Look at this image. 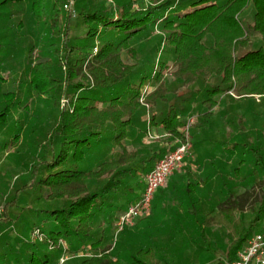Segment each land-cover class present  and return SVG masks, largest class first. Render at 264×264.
Returning a JSON list of instances; mask_svg holds the SVG:
<instances>
[{"label":"trees","instance_id":"16d2710c","mask_svg":"<svg viewBox=\"0 0 264 264\" xmlns=\"http://www.w3.org/2000/svg\"><path fill=\"white\" fill-rule=\"evenodd\" d=\"M14 1L0 2V6L8 7ZM74 1L75 16L65 8L71 17L78 18L77 29L73 31L68 20L63 28L59 27L62 0L53 1L50 8L54 22L46 32L51 39H62L63 46L48 47L52 58L42 60L36 56V62L30 67V84L39 94L47 93L59 109L48 144L52 158L47 160L44 157V162L36 168L48 173L39 176L37 184L49 190L48 198L65 200V204L51 211L53 223L48 232L42 231L47 239L29 241L30 256L27 260L32 262L37 256L38 264H55L61 255L53 258L47 250L62 248L59 241L63 238L72 244L69 249H64L70 254L64 264L73 261L122 264L114 261L118 255L114 257L111 246L101 247L103 236L97 237L93 224L102 214L112 224L115 211H124L139 197L135 196L124 207L111 202L116 197L113 192L121 191V188L135 192L128 181L139 175L145 178L161 158L157 152L141 157L139 150H131L125 144V140L139 131L144 104L149 103L158 109L153 110L147 127L140 128L142 133H148L152 127L161 124L173 139L181 142L185 138L183 128L191 117L188 114L195 103L201 111V119L190 127L191 130L196 124L193 134L197 130L210 131L214 110L219 107L223 95L234 92L241 101L251 99L249 95H264V0H141V3L116 0V4L110 6L106 5L109 4L106 0ZM30 4L34 22L41 27V12L45 9L46 0H32ZM143 37L150 38L152 46L147 60L138 64L140 50L134 43ZM1 44L0 30V62ZM124 51L136 63H126L122 56ZM35 52L31 50V58L35 57ZM169 52L175 56L172 65L162 55L158 61L153 58ZM171 66L175 67L171 72L174 81L187 91L168 96L166 72ZM49 68L60 73L49 71ZM149 85L154 86L151 91L147 89ZM63 96L69 97L64 106L61 103ZM18 103L13 95L0 104L1 123L8 124ZM253 132H257L254 143H250V136L246 138L245 127L232 133L230 139L234 141L231 147L223 146L224 140L219 142L229 155L238 147H242L238 149L244 155L250 152L257 166L254 172L239 179L240 167L230 170L226 161L215 167L225 175L220 174L225 190V196L219 198L221 200L212 198L204 190H198L199 195L196 194L198 183L189 181L184 188L175 191L177 196L174 200L179 202V206L171 208L174 215H165L166 232L171 237L187 231L198 232L204 239L200 249L206 248L214 255L211 264L234 260L237 251L246 244L264 218V177H259L264 173V152L260 142L263 135L261 130ZM15 138H20V132L15 134ZM111 144L117 146L119 152L110 159L99 161L97 168L93 169L87 162L107 146L110 150ZM6 145L7 142L3 147ZM244 162L246 159L242 158L239 163ZM231 172L238 178L236 182ZM249 179H254L255 184H243ZM143 181L145 183V179ZM203 182L208 184L210 180ZM237 183L245 187L243 191L238 190ZM260 191L263 192L262 197ZM110 196L113 199L109 202ZM167 197L164 189L157 192L154 209L158 214V209L163 206L162 212L170 211ZM249 208L257 209L255 218L247 224L245 214ZM197 218L202 223L197 222ZM215 226L222 228L231 240L226 256L213 247L209 232H213ZM148 232L133 233L127 229L122 232V248L128 244L129 248L135 249L130 254L129 264H158L155 257L159 252L158 243ZM136 235L148 236L137 240ZM88 243L94 253L79 256L84 249L82 244Z\"/></svg>","mask_w":264,"mask_h":264},{"label":"rangeland","instance_id":"374dc122","mask_svg":"<svg viewBox=\"0 0 264 264\" xmlns=\"http://www.w3.org/2000/svg\"><path fill=\"white\" fill-rule=\"evenodd\" d=\"M12 0H0V2ZM14 1L8 7L0 6V30L2 32V58L0 62V104L2 105L6 99H10L13 95L17 97L19 103L16 108L12 110L10 120L6 125L0 122V146L7 142V147H0V207H5L7 213L3 214L0 218V255L3 256L4 252L9 253L6 257L3 256L0 260V264H38V257L35 256V260L28 262L30 251H28L29 241L41 242L43 239H47V235L43 234L42 239L36 237V234L49 231L53 218L51 211L53 209L62 208L65 204V200H53L48 198L49 190L47 188H41L37 184L38 178L41 175H46L48 171L38 170L37 166H40L44 162V157L47 160L52 158V151L48 144L51 140V131L59 116V109L54 105V102L48 98L47 93L39 94L35 88L30 84L31 75L30 67L36 62V56L39 59L46 60L51 59V53H48V47L61 48L63 46L62 39H51L46 30H50L53 24L52 9L50 6L55 0H46L45 9L41 12L42 23L41 27L38 23L34 22L33 14L30 11L32 0H24L20 3ZM70 0H62L61 12L58 16L59 27L67 23L71 29L76 28L78 18H73L66 10L65 4ZM141 3V0H137ZM147 1V0H144ZM16 3V4H15ZM106 3L116 4V0ZM77 29V28H76ZM160 35L156 33V35ZM156 35H152L154 37ZM145 37V36H144ZM141 38L140 41L135 42L134 46L138 48L139 59L138 64H142L147 60L150 52L152 42L149 38ZM67 39V38H65ZM31 50H35L33 58L30 57ZM97 50L95 49V52ZM165 58L169 65L173 64L175 56L172 53H162L153 56L155 60H159L160 57ZM122 56L126 63L134 64L136 60L131 57L126 51L122 53ZM152 56V55H151ZM156 62L155 65H156ZM146 64V63H145ZM152 64V63H151ZM150 67H153L152 65ZM49 71L60 73L55 68H49ZM175 70V67L171 66L170 70L166 72V82L168 87V96H171L177 92L183 93L187 91L185 87H181L179 83H176L171 76V72ZM153 85L148 86V90H152ZM64 94V90L62 91ZM61 94V96H62ZM58 96V95H57ZM56 96V98H57ZM251 99L241 101L239 96L234 92L223 95L220 99V105L214 110L215 116L211 120L210 131L197 130L196 134H193L194 126L200 122L201 111L197 103L194 104L193 110L188 115L195 118V125L191 128L190 134L194 147L188 155V163L186 170L192 171L194 175L200 173L198 177L191 176L194 181H199L204 176V171L210 161V151L215 152L219 156L228 157V169H233L235 166L240 167L237 177L241 179L248 174L254 172L256 164L253 163V158L250 152L244 155L243 151L236 148L233 154L229 155L227 149L222 150L219 140H224L223 146L231 147L234 140H231L232 133H237L241 127H245L248 136L251 137L250 143H254L257 138V132L255 130H261L263 138L262 150L264 152V95L255 94L249 95ZM67 96H63L62 105L68 103ZM154 109L149 103L144 104V109L140 114L139 127L144 129L147 127L149 119ZM189 119V118H188ZM161 119L158 118V121ZM240 120L243 122L240 123ZM138 128V127H137ZM136 135L131 136L125 140V144L131 150H139L140 156H146L157 152L159 158L166 154L169 150L173 149L179 142L171 137V135L165 131L161 124L154 126L148 133L143 134L141 129ZM20 132V138H15V134ZM194 135V136H193ZM258 141V140H257ZM114 149V151H113ZM211 149V150H210ZM210 150V151H209ZM119 149L114 144L105 148L102 152H96L87 163H90L93 169L97 168L99 161L106 158L110 159L112 155H116ZM222 153V154H221ZM227 153V154H226ZM226 154V155H225ZM186 158V159H187ZM242 158L246 159V162L239 163ZM186 162V160H185ZM184 167V166H183ZM179 170L184 171L185 168ZM259 170V169H258ZM177 171V172H179ZM34 172V173H33ZM176 172V173H177ZM202 175V176H201ZM231 176L235 174L231 172ZM264 177L262 172L259 177ZM110 177L103 181L101 185L105 183ZM141 175L132 178L128 181L129 185H132L135 192H129L128 188H121V191L113 192V196L108 198V201L117 205L126 207L130 200L135 199V196L141 195L143 192L144 180ZM143 181V182H142ZM255 184L254 179H249L248 182H243L247 185ZM232 184H235L232 182ZM239 191H243L245 187L242 184L237 183ZM144 190V189H143ZM263 192L260 191L262 197ZM167 201L170 204V211H161L165 207H161L158 214L153 208L150 215L142 219L134 226L127 228V230L133 233H138L141 230H146L151 233L154 239L158 243L159 252L156 255L158 264H211L214 255H212L206 248L200 249V244L204 242L202 237H199L197 231L186 233H178L176 237L166 232L165 215L168 217L173 216L175 212L172 210L178 208L179 202H175L176 192L170 194L167 193ZM138 197V198H139ZM213 197H217L213 196ZM260 197V198H261ZM137 198V199H138ZM221 197H217L219 199ZM136 199V200H137ZM222 199V198H221ZM219 199V200H221ZM133 200L132 202L136 201ZM162 203V202H161ZM259 205V204H258ZM173 208V209H171ZM257 208H249L246 212L245 220L247 224L253 221L256 216ZM208 211V208H205ZM122 211H115L113 222L107 220L106 216L102 214L94 222V230L97 237L103 236V245L111 246L112 252L118 257L113 258L114 261L122 262V264H129L130 254L134 252V248L127 247L122 248L123 233L115 239V220L116 217ZM197 222L202 223L200 218L196 219ZM149 224L148 226H146ZM210 230V228H208ZM264 232V218L258 223L255 233ZM254 233V234H255ZM40 236V234L38 235ZM137 236V235H136ZM148 235L137 236V240H144ZM209 236L214 248L221 250L222 255H227L229 242L231 241L229 235L220 227L215 226L213 232H209ZM130 242V241H129ZM6 243V246L2 248V244ZM59 243L62 248L56 247L52 250H47V253L51 257L70 256L69 249L72 244L66 239H61ZM75 243L78 244V241ZM125 243V242H124ZM128 243V241H127ZM9 244V245H7ZM126 244V243H125ZM204 244V243H203ZM84 251L80 253H94L91 248V244H82ZM12 253V254H11ZM16 255V258H15ZM41 257V256H39ZM59 259V261H60ZM211 260V262H209ZM56 259L55 264H60ZM35 262V263H34ZM70 264H81V261H73Z\"/></svg>","mask_w":264,"mask_h":264},{"label":"built area","instance_id":"2783aa9c","mask_svg":"<svg viewBox=\"0 0 264 264\" xmlns=\"http://www.w3.org/2000/svg\"><path fill=\"white\" fill-rule=\"evenodd\" d=\"M112 2V0H106ZM75 1L71 0L66 4V8L75 16L74 8ZM195 118L190 117L187 125L183 128L184 140L172 150H169L163 157H161L154 165V167L147 173L145 177V187L140 197L129 204L127 209L122 211L115 220V239L126 230L137 224L140 220L147 218L153 208V203L157 192L166 186L170 177L182 169L185 160L193 148V142L190 135V127L195 123ZM5 213V207H0V218ZM36 237L43 236L39 233ZM93 253H80L79 256ZM70 256H63L60 259V264H64ZM225 264H264V232L253 234L246 242V244L237 251L234 260L226 261Z\"/></svg>","mask_w":264,"mask_h":264},{"label":"crops","instance_id":"0c3cea01","mask_svg":"<svg viewBox=\"0 0 264 264\" xmlns=\"http://www.w3.org/2000/svg\"><path fill=\"white\" fill-rule=\"evenodd\" d=\"M3 147V145H1ZM0 146V147H1ZM193 147H194V142H193ZM221 147V146H220ZM221 149L223 150L224 147L222 146ZM211 150V149H210ZM209 150V151H210ZM222 154V153H221ZM226 155V154H225ZM208 159L210 160L209 162L208 161H205L203 160L204 162L208 163L205 171H204V176L199 179V181H194L195 177L194 178H191V176H200L199 172L194 175L192 173V171L190 170H186V166H187V163H188V158L186 159V162L184 163V171L182 172H175L171 177L170 179L168 180L167 184L165 187L161 188L164 189V191L166 192V194H170L178 189H181V188H184L187 184V182L189 181H194V182H197L198 185L196 186V194L199 195V192L204 190V191H207L209 193L210 196H216L217 197H224L225 196V190H224V186H223V183H222V180L220 179V171L219 169L215 168V167H218L219 165H223L226 161H227V164H228V156H224L222 157L221 155L219 156L218 154H216L215 152H212V150L210 151V156L208 157ZM222 176L225 177L224 173L221 174ZM202 176V175H201ZM210 180V183L208 184H205L203 181L204 180ZM145 187V183H144V186H143V189ZM142 189V191H143ZM199 190V192H198ZM7 209L5 208V213ZM138 224V223H137ZM9 245V244H7ZM6 246V243L2 244V248ZM5 253V252H4ZM3 256H7L6 254H3ZM2 256V257H3ZM0 257V260L1 258Z\"/></svg>","mask_w":264,"mask_h":264}]
</instances>
